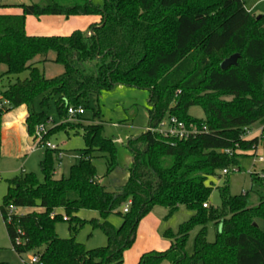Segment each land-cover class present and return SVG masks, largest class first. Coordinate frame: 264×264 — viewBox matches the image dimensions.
<instances>
[{
    "label": "trees",
    "instance_id": "1",
    "mask_svg": "<svg viewBox=\"0 0 264 264\" xmlns=\"http://www.w3.org/2000/svg\"><path fill=\"white\" fill-rule=\"evenodd\" d=\"M14 6L19 14L0 13V99L7 101L0 109V127L2 112L21 105L28 109L40 96L41 110L27 111L29 136L46 120L43 108L52 97L66 122L47 135L75 130L67 120L68 106L83 107L90 96L123 85L148 92L146 127L174 116L205 125L207 131L186 140L150 131L129 139V176L109 191L96 181L91 158L101 154L108 176L117 166L116 147L102 135L101 124H80L75 133L85 146L67 177L53 178L52 150L45 149L39 163L42 181L33 173L6 181L0 215L13 251L36 255L35 264H122L140 219L154 206L165 207L168 214L184 206L193 214L175 234L163 233L167 249L142 253L137 264H264V232L254 224L255 218H264V162L261 177L249 174L247 192L231 195L226 181L216 187L219 206L207 203L213 187L206 183L237 167L238 156H255L258 146L264 156V13H249L243 0H102L101 7L87 0H41ZM49 15H95L98 22L68 35L25 32L27 16ZM50 52L63 71L47 78L34 59L44 61ZM233 54H238L236 64L221 69L220 63ZM23 72L27 75L21 78ZM191 106L200 107L204 117L189 116ZM255 128L259 134L247 137ZM10 207L31 210L9 213ZM82 209L98 213L88 222L103 230L105 246L86 249L74 239L77 227L87 222L76 215ZM113 212L121 218L118 228L106 220ZM57 221L69 223V238L57 236ZM209 222L220 226L211 242L205 236ZM194 227L199 229L186 254Z\"/></svg>",
    "mask_w": 264,
    "mask_h": 264
},
{
    "label": "rangeland",
    "instance_id": "2",
    "mask_svg": "<svg viewBox=\"0 0 264 264\" xmlns=\"http://www.w3.org/2000/svg\"><path fill=\"white\" fill-rule=\"evenodd\" d=\"M71 0H61L62 3H68ZM93 6L101 7L102 0H87ZM0 3H41V0H0ZM246 9L255 16L264 13V0H244ZM1 10H19L18 7H0ZM34 22L40 24L39 28L52 34L68 35L73 31H86L91 23L98 22L95 15L87 16H71L65 18L63 16H41L31 17ZM32 29V28H31ZM33 29H35L33 27ZM27 31H30L28 28ZM34 31V30H33ZM48 35V34H46ZM54 54L48 53L44 61L39 58L34 59L37 67L43 72L47 78L55 77L62 73L61 65L53 62ZM1 70L3 67L0 68ZM27 72L20 74L25 77ZM261 86L264 88V75L261 77ZM148 92L142 89L117 85L110 91H104L100 96H90L83 106V114L81 118H72L68 121L76 125L75 130H79L80 124H101L102 135L113 141L116 147L117 166L115 170L108 176H104L105 164L101 154L94 152L91 161L96 169V181L106 187L109 191H115L119 185L123 184L129 176L132 164V152L127 147L129 139L138 137L146 131L147 126V109H148ZM41 97H36L29 106V110L38 113L41 110ZM55 97L48 101V106L43 108L45 116L52 119V123L46 125L51 128L60 123L61 119L57 115L54 107ZM18 107L12 108L8 112L1 114L0 127V205L6 192L8 179L23 173H33L39 181L43 180L40 172L39 163L44 158L45 148L33 142L29 144L26 140H22V136L12 128L3 126L8 119L7 116L17 113ZM94 112H98L97 115ZM7 113V115H5ZM188 115L201 119L203 111L198 106H191L188 109ZM39 125V124H38ZM37 125V126H38ZM26 126V125H25ZM73 126V125H72ZM75 130L68 129L54 131L49 136L46 134L44 140L56 144L57 150H52L54 173L53 178L59 179L67 177L71 165L77 163L80 150L84 148V141L81 134H76ZM260 132L258 128L254 129ZM259 130V131H258ZM36 132V129H35ZM34 132V134H35ZM32 141H33V136ZM32 147V149H30ZM263 154L261 147L256 149V155L238 156V168L234 167L228 170L226 176L219 172L220 177L212 176L206 181L212 184V191L207 203L213 207L219 206V194L216 187H222L226 181L228 190L231 195H238L247 192L250 185V171L259 170L261 163L257 162V155ZM226 177V178H224ZM250 203H255V199L251 198ZM125 207L127 205L125 204ZM38 209V208H37ZM125 209V208H124ZM31 208H16L15 213L22 214L30 211ZM39 210V209H38ZM59 212L61 210H58ZM193 212L184 206H179L173 213L168 214V210L162 206H154L152 210L144 216L137 224L135 240L131 247L125 251L122 264H135L142 253L157 249L164 246L167 249V242L163 238L165 231L172 234L177 232L179 225L187 221ZM79 218L87 220L77 227L74 232V239L83 244L86 249H94L106 245V236L99 227H92L88 220L99 218L96 211L79 210L76 214ZM106 220L114 227L118 228L121 224V218L115 213L108 215ZM254 223L264 232V218L257 217ZM74 226V224L72 223ZM69 223L65 221H57L54 225L55 233L58 237L66 239L71 236L68 230ZM220 226H216L209 222L205 225V236L207 241L215 239L216 231ZM199 227H194L187 236L185 242V253L190 254L193 249L194 237ZM135 256L136 260L132 257ZM27 261V255H18L13 251L8 239L4 223L0 216V263L23 264ZM135 261V262H134ZM162 264H168L164 261Z\"/></svg>",
    "mask_w": 264,
    "mask_h": 264
},
{
    "label": "built area",
    "instance_id": "3",
    "mask_svg": "<svg viewBox=\"0 0 264 264\" xmlns=\"http://www.w3.org/2000/svg\"><path fill=\"white\" fill-rule=\"evenodd\" d=\"M6 105H7V101L0 99V109L2 107H5ZM83 111H84L83 107L81 106L78 107L68 106L67 120L76 118L77 116H81L83 114ZM52 122H53L52 119L50 117H47L44 122L36 126V132L33 136V142H36V144L44 147L45 149L56 150L57 149L56 144L43 139L49 129L47 128L46 125H49ZM64 122H66V120H62V123ZM146 131L156 132L164 138H169L174 140H186L193 138L198 134L206 132L207 128L205 125L202 124H197L195 122H184L182 120L177 119L174 116H167L162 120H160L155 127H147ZM246 135L248 137L250 135V131H247ZM30 149H32V147H30ZM226 153L230 154L229 151H226ZM257 162L258 163L264 162L263 154L257 155ZM221 172L222 174H226L227 170L224 169ZM249 173H256L258 176L260 177L262 176L259 170H252ZM205 206L206 204H203V207ZM124 211H126V209H124ZM13 212H15V208L10 207L9 213H13ZM37 260L38 257L36 255H27V261L23 262V264H35Z\"/></svg>",
    "mask_w": 264,
    "mask_h": 264
},
{
    "label": "crops",
    "instance_id": "4",
    "mask_svg": "<svg viewBox=\"0 0 264 264\" xmlns=\"http://www.w3.org/2000/svg\"><path fill=\"white\" fill-rule=\"evenodd\" d=\"M244 1V0H243ZM2 3H0V5H1ZM3 4H6V3H3ZM17 4H19V3H17ZM16 3L15 4H13V3H7L6 5H12V6H7V7H14V5H17ZM5 7V6H4ZM7 7H5V8H7ZM244 7H245V3H244ZM245 9H246V7H245ZM248 12H249V9H246ZM0 13H10V14H19L20 13V9L19 10H15V9H13V10H10V9H6V10H1L0 9ZM250 13V12H249ZM254 15V14H253ZM31 17H33V16H27L26 18H25V32L28 34V35H46V34H48V35H50L49 33H47L46 31H44L42 28H39V26H40V24H38L37 22H34L33 20H31V19H33V18H31ZM33 27L35 28V29H33ZM28 28L30 29V31H27L28 30ZM32 28V29H31ZM34 30V31H33ZM52 35H55V34H52ZM58 35H60V34H58ZM18 111H17V113H15L14 115H10V116H7V120L3 123V126L5 127V128H7V127H12V128H14L17 132H18V134L19 135H21L22 136V140H26L27 142H29V144H32L33 143V141H32V137H29V135L27 134V132H26V126H25V119H26V116H27V111H28V109H27V107L26 106H24V105H21V106H19L18 108ZM11 110V109H10ZM9 111V110H8ZM7 111V112H8ZM5 115H7V113L5 114ZM60 123H62V120L60 121ZM59 123V124H60ZM2 124V123H1ZM59 124H57V125H59ZM56 125V126H57ZM52 128V127H51ZM50 129V128H49ZM259 129V128H258ZM260 130V129H259ZM258 130V131H259ZM259 134V132H257V131H255L254 129L252 130V131H250V137L251 136H257ZM248 136V137H249ZM262 152H263V150H262ZM255 168V164H254V166H253V169ZM1 216V215H0ZM2 219V218H1ZM167 242V241H166ZM167 247H168V242H167ZM165 247L164 246H161V247H157V249H154L155 251H163V250H165L164 249ZM124 255H125V253H124ZM132 259L133 260H136V257L135 256H133L132 257ZM138 260V259H137ZM135 262V261H134ZM135 264H137V261L135 262Z\"/></svg>",
    "mask_w": 264,
    "mask_h": 264
},
{
    "label": "water",
    "instance_id": "5",
    "mask_svg": "<svg viewBox=\"0 0 264 264\" xmlns=\"http://www.w3.org/2000/svg\"><path fill=\"white\" fill-rule=\"evenodd\" d=\"M259 16V15H258ZM238 57V54H233L231 56H229L228 58L224 59L221 63H220V68L221 69H225L230 65H235L236 64V59ZM133 160V158H132ZM255 224V223H254ZM256 225V224H255Z\"/></svg>",
    "mask_w": 264,
    "mask_h": 264
}]
</instances>
